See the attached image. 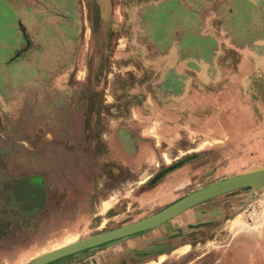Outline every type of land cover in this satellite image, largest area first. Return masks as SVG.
<instances>
[{"label": "rangeland", "instance_id": "obj_1", "mask_svg": "<svg viewBox=\"0 0 264 264\" xmlns=\"http://www.w3.org/2000/svg\"><path fill=\"white\" fill-rule=\"evenodd\" d=\"M16 1H0V108H9L0 112V153L29 167L99 151L90 156L101 164L94 193L99 188L106 204L103 215L92 205L96 216L69 232L41 229L12 252L0 244V264H30L264 170V15L247 0H40L20 14ZM26 179L17 194L10 191L17 184L5 183L0 206L18 203L19 193L31 203L37 186L44 193L42 180L32 192ZM247 188L201 204L214 205L206 236L178 251L185 257L160 263L194 262L206 249L191 246L211 230L225 236L219 252L235 231H264V194L246 199ZM121 242L51 264L82 263Z\"/></svg>", "mask_w": 264, "mask_h": 264}, {"label": "crops", "instance_id": "obj_2", "mask_svg": "<svg viewBox=\"0 0 264 264\" xmlns=\"http://www.w3.org/2000/svg\"><path fill=\"white\" fill-rule=\"evenodd\" d=\"M0 1H9L10 3L12 0ZM247 2L253 8L252 13L264 15V0H247ZM36 3L39 4L40 0H17L15 8L20 14L24 13L30 4ZM204 8H208L206 11L208 14L215 12L214 4L206 5ZM67 10L71 12V8L67 7ZM19 26L23 30L22 23ZM260 32L264 34V29L260 28ZM27 50L24 48L23 51L26 53ZM18 56L20 58L21 54ZM2 105L5 108H0V112H5V110L7 112L9 110L8 103L5 102ZM11 141H13V137ZM11 141L8 143L12 144ZM96 153L101 155L99 151ZM96 153L88 155L92 156L94 160ZM84 154L74 155L73 158L62 155L63 157L56 158L57 162L51 161V163L42 160L35 161L32 163L33 166L27 167L18 161L10 163L12 158L7 157L6 153H0V191L5 190V183L10 181L17 184L16 187H11V192L17 194L19 190L25 191L19 187L20 181L25 178L31 181L27 183V188L32 192L36 189L33 181L42 180L44 186L43 194L37 186L36 190H39L40 196H34L31 203L23 205L19 193L17 196L18 203L14 200H8L0 206V217L3 218L0 220V224H3V227L0 225V230H3L0 232V242L2 241L0 244L4 245L1 246L5 247L6 251L12 252L13 247L21 245L28 236L34 235L41 229L51 233H66L73 230L71 228H75V225L83 226L97 214L96 211H91L92 205L99 206L98 215L104 214L103 209L106 203L100 189L98 188L99 193L97 195L94 193L96 183H100L101 179L98 173L100 171L96 172V169H99L101 164L92 161L90 156L85 157ZM84 158H87L88 161L86 160V162ZM24 171H28V173L22 175ZM17 172L21 174L19 177ZM247 189L243 195H246V199L255 195L263 197L262 189ZM38 200L40 201L39 204ZM262 200L264 199L262 198ZM213 206H197L156 229L133 236L116 246H111L109 249L100 250L94 256L77 264H162L164 262L160 263L161 257H166L165 260L168 259L169 261L172 257H185L181 256L178 251L190 245L188 242L194 237L203 239L201 233H205L206 236L208 231L204 232L201 229L207 228L206 225L211 218L210 208ZM220 217L217 214L216 219ZM210 232V238L208 237L205 241H199L191 246L194 251L198 249H206V251L200 258L189 264H264V231L246 229L238 233L235 231V235L225 238L227 244L225 252L218 250L220 238L225 237L223 232L218 229ZM17 241L18 243H16ZM128 255L131 257L130 262L127 261ZM208 260L210 262L205 263Z\"/></svg>", "mask_w": 264, "mask_h": 264}, {"label": "water", "instance_id": "obj_3", "mask_svg": "<svg viewBox=\"0 0 264 264\" xmlns=\"http://www.w3.org/2000/svg\"><path fill=\"white\" fill-rule=\"evenodd\" d=\"M263 186L264 170L219 181L187 196L167 210L149 219L135 222L107 233H102L81 241L74 242L68 246H63L60 249L57 248L58 250H52L49 253L36 258L30 264H49L61 258L78 254L85 250L94 249L100 245L128 240L134 235L156 229L173 220L182 213L191 210L213 198L235 190L243 189L245 187L261 189Z\"/></svg>", "mask_w": 264, "mask_h": 264}, {"label": "bare ground", "instance_id": "obj_4", "mask_svg": "<svg viewBox=\"0 0 264 264\" xmlns=\"http://www.w3.org/2000/svg\"><path fill=\"white\" fill-rule=\"evenodd\" d=\"M238 224H239V223H236L235 226L238 227ZM73 243H74V242H73ZM69 244H72V243H69ZM64 245H65V244H64ZM67 246H68V245H67ZM55 248H56V247H55ZM57 248L60 249V248H62V247H57ZM57 248H56V249H57ZM54 250H55V249H54ZM54 250H53V251H54ZM57 250H58V249H57Z\"/></svg>", "mask_w": 264, "mask_h": 264}, {"label": "trees", "instance_id": "obj_5", "mask_svg": "<svg viewBox=\"0 0 264 264\" xmlns=\"http://www.w3.org/2000/svg\"><path fill=\"white\" fill-rule=\"evenodd\" d=\"M1 219H3V218L0 217V220H1ZM0 225L3 227V224H2V223H1ZM2 231H3V230H0V232H2Z\"/></svg>", "mask_w": 264, "mask_h": 264}]
</instances>
